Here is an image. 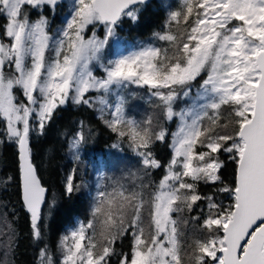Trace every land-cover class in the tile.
I'll return each mask as SVG.
<instances>
[{
	"label": "snow or ice",
	"instance_id": "6c2138e0",
	"mask_svg": "<svg viewBox=\"0 0 264 264\" xmlns=\"http://www.w3.org/2000/svg\"><path fill=\"white\" fill-rule=\"evenodd\" d=\"M63 4L0 0V143L18 148L20 200L42 245L34 264H264V0L165 4L161 30L131 47L119 30L139 25L149 0H71L70 19L53 31ZM137 99L153 109L139 119L130 114ZM69 103L97 113L114 134L109 147L126 145L138 166L118 178L98 171L90 186L78 166L95 129L78 120L62 132L74 164L64 195L84 190L89 206L53 250L56 200H46L32 139ZM157 144L168 145L167 162ZM18 238L0 213V264H14Z\"/></svg>",
	"mask_w": 264,
	"mask_h": 264
},
{
	"label": "trees",
	"instance_id": "16d2710c",
	"mask_svg": "<svg viewBox=\"0 0 264 264\" xmlns=\"http://www.w3.org/2000/svg\"><path fill=\"white\" fill-rule=\"evenodd\" d=\"M177 0H150L149 7L144 11L141 23L139 25H131L125 22L119 30L123 38L122 44L131 47L136 41H148L154 31H160L163 26L165 15V4L175 5ZM67 2L56 11L55 24H61L62 14L65 11ZM2 22V21H0ZM53 26V27H54ZM103 34L102 27L98 30V35ZM111 49L107 51L111 55ZM178 110L181 104H178ZM130 114L135 115L139 119L142 111H137L133 105L130 107ZM84 120L93 126L97 135L95 143L85 150L83 153V163L78 166V175L87 181L89 172L99 157L105 159L111 144L114 143L115 137L108 131L101 121L97 119V113L85 109L76 108L71 103L64 109L58 110L54 122L47 129L46 133L40 137H33L32 149L33 160L38 169V175L43 185L47 188V201L53 198L56 200V206L52 208L51 214L47 221L46 242L55 250L62 234L67 229L74 226L76 218L81 220L87 219V209L89 206L88 196L85 191L72 194L71 198L64 195L63 181L73 168L74 164L71 155L67 149V137L61 135L67 130L69 135L76 129V121ZM170 132L176 130V121L166 125ZM2 129V124H0ZM3 137L0 136V140ZM127 146L124 145V150ZM155 153L162 162H167L171 152L167 144L155 145ZM18 148L13 143L4 141L0 143V181L11 177V181L4 185L0 183V213L7 212L9 218L14 221L15 228L19 233L15 252L10 256V261L14 264H34L36 260L37 250L42 245L33 243L29 228V215L23 208L20 200L21 182L18 169ZM226 181H231L233 174V166L229 162L223 170ZM162 173L156 171L153 173V179L158 180ZM89 184V183H88ZM203 192L212 191L211 188L202 186ZM219 199L228 200L225 194H220ZM124 250L127 251L128 241L124 242ZM57 255V252H56Z\"/></svg>",
	"mask_w": 264,
	"mask_h": 264
},
{
	"label": "rangeland",
	"instance_id": "374dc122",
	"mask_svg": "<svg viewBox=\"0 0 264 264\" xmlns=\"http://www.w3.org/2000/svg\"><path fill=\"white\" fill-rule=\"evenodd\" d=\"M65 1L67 2V5H66L65 11L61 17V20H62L61 24L66 19H70V15L68 14V12H69V7L71 5V0H64V2ZM61 24H59L57 26H60ZM57 26L53 27V31L55 30V27H57ZM99 29L100 28L97 29V35H98ZM110 53H112V49H111ZM133 105L136 107L137 111H142V114L139 115L140 118L153 111L152 106L147 104L143 100L137 99V100L132 102L131 106H133ZM181 107H183V104H181ZM177 110H178V106H177ZM122 147H123L122 152L111 148L110 150L107 151L108 154H107V157L105 159L99 157L96 161L97 165L96 166L92 165V168H91L89 175L87 177V183H89L90 186L95 184L98 171H103L106 176L118 178L127 169L131 168L134 170L138 166L137 160L133 156L131 151L128 148H126V149H128V151H125L124 145ZM56 256H57V258H59V252L58 251H57ZM9 260H10V257H9Z\"/></svg>",
	"mask_w": 264,
	"mask_h": 264
},
{
	"label": "water",
	"instance_id": "95a60500",
	"mask_svg": "<svg viewBox=\"0 0 264 264\" xmlns=\"http://www.w3.org/2000/svg\"><path fill=\"white\" fill-rule=\"evenodd\" d=\"M150 1V0H149ZM20 182H21V178H20ZM43 184V183H42ZM48 192V191H47ZM46 199H47V193H46Z\"/></svg>",
	"mask_w": 264,
	"mask_h": 264
}]
</instances>
